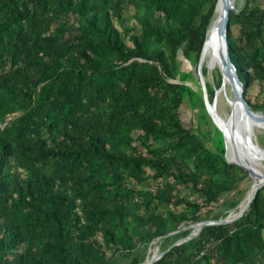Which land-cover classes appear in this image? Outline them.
Masks as SVG:
<instances>
[{
	"label": "trees",
	"instance_id": "16d2710c",
	"mask_svg": "<svg viewBox=\"0 0 264 264\" xmlns=\"http://www.w3.org/2000/svg\"><path fill=\"white\" fill-rule=\"evenodd\" d=\"M216 1L0 0V264H141L157 238L152 264H264V187L165 247L247 177L180 122ZM235 10L229 57L264 113V4Z\"/></svg>",
	"mask_w": 264,
	"mask_h": 264
},
{
	"label": "rangeland",
	"instance_id": "374dc122",
	"mask_svg": "<svg viewBox=\"0 0 264 264\" xmlns=\"http://www.w3.org/2000/svg\"><path fill=\"white\" fill-rule=\"evenodd\" d=\"M260 3L264 4V0H260ZM234 4H235V9H240L242 5L244 4V0H234ZM217 17H218V13H216L215 16L212 18L211 24L209 25L208 28H211L214 25V22L216 21ZM127 21H128L129 26H134L133 21L128 16H127ZM133 33H136L135 30L133 31ZM126 44L128 46H131L127 38H126ZM198 61L196 63V66L200 68L201 74L203 72L202 76H203V81H204V90L202 89L199 77L197 75L198 68L196 67V73H195L196 75H194L193 78L188 79L186 81V85L193 92L197 93L198 98L196 100V103H192L186 100L185 103L181 106L180 122L184 128L189 130L192 134L197 135L202 140V142L205 144V146L209 148H213L214 143L212 140L215 138L213 129L214 128L216 129V127L213 125L207 112H206L208 116L206 118L207 121H204L201 119V109L204 106V97H205L204 95L206 93V97L209 103L214 102V104H212L209 108V113L213 115V118L218 125L220 124L216 120L215 116L222 121H225L228 118L230 114V106H231L233 95L230 92V87L227 84V82H226V86L222 88V77L219 73L218 62H217L216 56L214 55L213 45L211 43L208 44V47L204 50V53L201 56L199 63ZM177 67L179 69L186 70L190 66L189 64H187L185 60H183L182 56L179 55L177 59ZM258 90H259L258 86L254 84V86H251L250 89L248 90V93L245 98L249 100L250 102H253ZM15 115L8 117L7 121L13 119ZM253 131H254L253 134H255L254 137L256 139L257 144L261 148L264 149V124H259V126H254ZM189 166L192 168V164H189ZM263 166H264V162H263ZM258 170H260L264 174V171L260 166ZM149 183L151 185L153 184V182L151 181H149ZM255 186L256 185L254 184L253 180L247 174V177H244L237 184L235 188L231 190H221L220 192L217 193L214 202H212L207 207L202 206L201 212L199 213L200 219L202 220L201 222L217 221L218 219H222V218L224 219L225 217L228 216V214H230L232 210L236 209V207L238 206H241V204L244 202L247 196L253 192V190L255 189ZM152 187H148V188L152 189ZM184 192L186 194L187 193L189 194L187 195L188 200L197 201L196 202L197 204L202 205L201 204L202 201L198 199L197 197L193 196L195 195L194 193H192L191 191H187V190H184ZM161 209L167 210V208H163V207ZM168 209L173 210L171 206H168ZM239 209H241V207ZM192 229L193 228L186 229L185 227L182 229V231L189 230L188 231V234H189ZM173 234H177V232H173ZM186 236H180L177 239L175 237L171 238L170 241H168V244L167 245L165 244V247L166 248L172 247L178 240L185 238ZM158 244L159 243L157 241L156 243L152 242L151 245L147 246V249L145 252V258L149 250H151L150 255H156L158 253L163 252V251L159 252V249L158 250L156 249ZM143 262L141 264H143ZM115 264H130V257H123V259L118 258L117 260L115 259Z\"/></svg>",
	"mask_w": 264,
	"mask_h": 264
},
{
	"label": "water",
	"instance_id": "95a60500",
	"mask_svg": "<svg viewBox=\"0 0 264 264\" xmlns=\"http://www.w3.org/2000/svg\"><path fill=\"white\" fill-rule=\"evenodd\" d=\"M219 4L222 7V13L217 20L218 22L217 25L212 26L211 28H207L205 39L200 51L199 59L203 55L204 50L208 47V44L211 43L213 45L214 54L218 59L219 73L222 77V87L224 83L227 82V84L230 87V92L233 95L231 101L232 105L230 106V114L227 119V123H223L222 125H218L215 122L213 115L209 113V108L213 104V102L211 103L208 102L206 93L204 95L205 110L209 118L211 119L213 125L222 135V139L224 143L225 161L228 164L236 165L237 167L241 168L246 172V169L242 167L240 164L230 162L228 160L227 153L230 147L233 155H235L236 157H240L241 159L257 161L258 168L260 166L264 171V166H263L264 149L257 144L256 139L254 137L255 134H253L254 126H259V124H264V113L253 112L248 107L244 99L243 84L238 78L236 69L234 65L231 63L228 53L227 25L229 21V14L230 12L236 13L237 11L233 6L234 0H217L214 7V12ZM197 68H198L197 75L199 77L202 89L204 90L203 76L201 74L200 68L199 67ZM262 177H264V174H262ZM262 187H264V183L261 184L258 183L255 186L254 193L250 201L248 202L247 206L243 210L239 211L233 216L228 215L224 219H218L217 221L197 222L191 226L186 227V229H191L192 227H194L195 229L193 228L185 238L178 240L173 246L180 245L188 240L197 237L201 228L204 226L228 224L239 219L249 207L256 192ZM158 240H159L158 238L155 239L153 243H156ZM156 249L158 250V247ZM150 251L151 250L148 251L146 258H148ZM162 255L163 253L152 255L153 258L150 264H152L155 260H158Z\"/></svg>",
	"mask_w": 264,
	"mask_h": 264
},
{
	"label": "bare ground",
	"instance_id": "6f19581e",
	"mask_svg": "<svg viewBox=\"0 0 264 264\" xmlns=\"http://www.w3.org/2000/svg\"><path fill=\"white\" fill-rule=\"evenodd\" d=\"M233 6L235 8V4H233ZM215 11H217L216 13H218V17H217L216 21L214 22L213 26L217 25V23H218L217 20H218V18L220 17V15L222 13V7L220 6V4L217 6ZM217 62H218V59H217ZM225 86H226V82L224 83L222 88H224ZM213 104H214V102H213ZM215 118L219 122L220 125H222L223 123H227V119H228L227 118L225 121H222V120L218 119L216 116H215ZM227 158H228V160L230 162L238 163L242 167H244L246 169V172H247L248 176L253 180L255 185H257L258 183L259 184L264 183V177H262L263 172L258 170L257 161H255V160H245V159H241L240 157H236L235 155L232 154V150H231L230 147L228 149ZM254 190H253V192H254ZM251 194L249 196H251ZM242 205H243V203L241 204V206ZM241 206H238L236 209L232 210L231 213L237 211ZM192 228H194V227H192ZM152 258H153L152 255H148V258H146L144 263L150 264L151 261H152Z\"/></svg>",
	"mask_w": 264,
	"mask_h": 264
},
{
	"label": "crops",
	"instance_id": "0c3cea01",
	"mask_svg": "<svg viewBox=\"0 0 264 264\" xmlns=\"http://www.w3.org/2000/svg\"><path fill=\"white\" fill-rule=\"evenodd\" d=\"M249 195H250V194H249ZM249 195H248V196H249ZM248 196H247V197H248ZM244 201H245V200H244Z\"/></svg>",
	"mask_w": 264,
	"mask_h": 264
}]
</instances>
